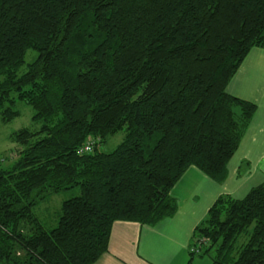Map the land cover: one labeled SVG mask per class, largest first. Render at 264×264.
Masks as SVG:
<instances>
[{"label": "trees", "instance_id": "1", "mask_svg": "<svg viewBox=\"0 0 264 264\" xmlns=\"http://www.w3.org/2000/svg\"><path fill=\"white\" fill-rule=\"evenodd\" d=\"M254 48L264 0H0V121L21 103L34 125L0 168V264H94L113 223L173 217L188 168L223 183L256 111L226 87ZM72 189L46 228L34 210ZM193 237L211 264H264V183L219 197Z\"/></svg>", "mask_w": 264, "mask_h": 264}, {"label": "crops", "instance_id": "2", "mask_svg": "<svg viewBox=\"0 0 264 264\" xmlns=\"http://www.w3.org/2000/svg\"><path fill=\"white\" fill-rule=\"evenodd\" d=\"M226 92L256 106L240 145L227 164L226 180L218 184L198 169L188 168L170 192L177 207L173 217L153 226L113 223L108 251L94 264H211L207 256L191 258L194 229L219 197L242 199L251 189V182L264 183V173L259 171L264 164V49L249 51Z\"/></svg>", "mask_w": 264, "mask_h": 264}, {"label": "rangeland", "instance_id": "3", "mask_svg": "<svg viewBox=\"0 0 264 264\" xmlns=\"http://www.w3.org/2000/svg\"><path fill=\"white\" fill-rule=\"evenodd\" d=\"M35 58L36 53L34 51H28L25 58V65L20 69L19 74H23L26 71L27 65L33 62ZM15 110L19 112V117L6 125L0 121V160L4 159L2 163H0V168L3 170L12 168L16 160L15 156H13L16 145L10 140L11 134L22 129H32L34 127L32 122L33 111L30 107L19 103L15 106ZM123 138V132L114 135L108 139L106 144L100 147V150L103 152H111L122 142ZM259 171L264 173V164ZM259 175L261 174L259 173ZM258 184L259 183L253 181L250 183L249 188L257 186ZM249 190L250 189H248L247 192H249ZM78 195V189H72L61 194L53 195L36 208L34 212L46 228L52 229L57 224L62 203Z\"/></svg>", "mask_w": 264, "mask_h": 264}, {"label": "built area", "instance_id": "4", "mask_svg": "<svg viewBox=\"0 0 264 264\" xmlns=\"http://www.w3.org/2000/svg\"><path fill=\"white\" fill-rule=\"evenodd\" d=\"M92 144H93V141L88 140L87 143L85 144V146L80 150V153L81 154L90 153L92 151ZM201 242L202 241L199 239H194V243H193L192 247L190 248L191 254L199 255V253H200L199 246H200Z\"/></svg>", "mask_w": 264, "mask_h": 264}]
</instances>
